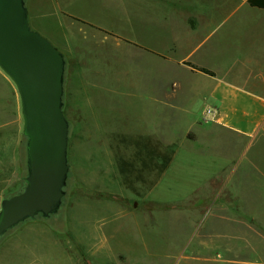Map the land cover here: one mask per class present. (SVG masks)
Segmentation results:
<instances>
[{
  "label": "rangeland",
  "instance_id": "374dc122",
  "mask_svg": "<svg viewBox=\"0 0 264 264\" xmlns=\"http://www.w3.org/2000/svg\"><path fill=\"white\" fill-rule=\"evenodd\" d=\"M25 2L31 29L48 39L65 56V116L71 117L73 111L78 127L89 121L94 126L99 123L106 131L118 127L120 134L119 130L125 129L126 135H132L133 119L136 117L141 121L146 118L141 105H133L128 97L118 94L114 99L107 92L100 93L96 76L92 74L95 72L90 71L95 67L111 68L114 57L120 56L119 45L111 36L113 32L127 34L132 24L139 26V19L127 10L124 0ZM241 14L246 16L247 8L244 7L237 17ZM75 18L86 20L103 31ZM203 40L204 35L195 36L187 45L184 43L185 48L191 45L193 49ZM122 46V49L124 46V49L130 48L125 44ZM210 48L208 42L197 58L202 62H215L217 54ZM184 50L180 48L179 54ZM124 51L121 58L125 59ZM109 74L103 73L104 76ZM86 96H92L88 98L92 105L78 103ZM89 106L97 109L99 118L90 117L98 115L88 111ZM115 108L121 110L117 116L112 115ZM25 127L19 88L0 66V145L7 157L3 160V173L6 171L13 182L18 176V182L4 198L20 192L27 176ZM204 131L200 140L206 141L208 134L214 136L209 129ZM195 136L196 132L188 135L190 138ZM69 138L70 171L60 210L49 218L37 216L29 219L2 236L0 264L264 262V139L248 144V168L217 178L207 188L198 189L195 196L165 205L152 202L146 195L144 200V193L154 183L141 181L145 179L141 169L127 168L134 177L124 178L122 183L113 177L105 180L97 174L99 165L112 166L114 161L120 166H128L132 161L130 154L135 156V153L98 151L95 145L87 151L86 137ZM110 138L114 139L112 135ZM177 139L180 141V137ZM243 148L234 145L236 153ZM140 156L144 159L145 153ZM120 187L130 191L132 196L122 197ZM3 201L0 200V212Z\"/></svg>",
  "mask_w": 264,
  "mask_h": 264
},
{
  "label": "crops",
  "instance_id": "0c3cea01",
  "mask_svg": "<svg viewBox=\"0 0 264 264\" xmlns=\"http://www.w3.org/2000/svg\"><path fill=\"white\" fill-rule=\"evenodd\" d=\"M124 4L139 19V26L130 22L127 34H111L120 49L111 68L89 70L95 72L91 73L96 76L100 93L128 97L133 105H141L145 120L135 117L132 135L128 136L125 129L119 130L121 135L118 127L106 131L99 123L94 126L89 121L78 127L73 111L71 117L66 114L69 136L86 137L87 151L95 145L98 151L135 153L130 154L128 166L115 161L112 166L99 165V177H113L122 183L124 178L134 177L127 168L141 169L145 176L141 181L154 183L144 193V200L166 205L195 196L198 189L207 188L217 178L248 168L250 143L264 139V9L251 7L248 0H124ZM244 7L247 15L237 17ZM75 19L99 29L86 20ZM199 35L205 40L193 49L191 45L185 48L184 43ZM208 42L218 58L213 63L197 58ZM123 44L130 48L122 49ZM182 47L185 50L180 55ZM123 50L128 58H121ZM92 96L82 97L78 103L89 104ZM199 105L202 107L197 108ZM209 108L217 110L216 120L202 123ZM86 109L97 114L93 106ZM114 110V116L121 111ZM97 115L90 117L99 118ZM204 129L214 136L207 133L206 141L200 140ZM190 132H196V136L188 137ZM234 145L244 146V150L236 153ZM5 156L0 145L2 201L18 182V176L13 182L6 171L3 173ZM130 193L120 187L122 197L129 198Z\"/></svg>",
  "mask_w": 264,
  "mask_h": 264
},
{
  "label": "water",
  "instance_id": "95a60500",
  "mask_svg": "<svg viewBox=\"0 0 264 264\" xmlns=\"http://www.w3.org/2000/svg\"><path fill=\"white\" fill-rule=\"evenodd\" d=\"M0 66L21 93L28 170L24 189L2 203L1 238L38 215L58 213L70 171V124L63 111L66 59L31 29L25 0H0Z\"/></svg>",
  "mask_w": 264,
  "mask_h": 264
},
{
  "label": "trees",
  "instance_id": "16d2710c",
  "mask_svg": "<svg viewBox=\"0 0 264 264\" xmlns=\"http://www.w3.org/2000/svg\"><path fill=\"white\" fill-rule=\"evenodd\" d=\"M248 2H249V5L251 6V7H255V8H261V9H264V0H248ZM202 71H204V72H206V73H208V74H213L211 71H209V70H207V69H202ZM27 174H28V170H27ZM69 176V175H68ZM25 182L23 183V189H24V187H25ZM22 189V190H23ZM21 190V191H22ZM20 191V192H21ZM20 192H18V193H20ZM18 193H15V194H12V195H10V196H8L7 198H10V197H12V196H14V195H16V194H18ZM62 203H63V201H62ZM38 216H42V215H38ZM52 216V215H51ZM50 216V217H51ZM37 217V216H36ZM43 217V216H42ZM45 218V217H44Z\"/></svg>",
  "mask_w": 264,
  "mask_h": 264
},
{
  "label": "built area",
  "instance_id": "2783aa9c",
  "mask_svg": "<svg viewBox=\"0 0 264 264\" xmlns=\"http://www.w3.org/2000/svg\"><path fill=\"white\" fill-rule=\"evenodd\" d=\"M217 110L213 108H209L205 111V113L202 116V121L205 123L214 122L216 119Z\"/></svg>",
  "mask_w": 264,
  "mask_h": 264
}]
</instances>
